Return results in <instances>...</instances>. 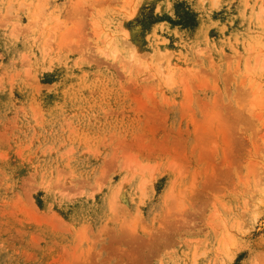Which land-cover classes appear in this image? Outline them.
Instances as JSON below:
<instances>
[{
	"label": "rangeland",
	"instance_id": "rangeland-1",
	"mask_svg": "<svg viewBox=\"0 0 264 264\" xmlns=\"http://www.w3.org/2000/svg\"><path fill=\"white\" fill-rule=\"evenodd\" d=\"M0 264H264V0H0Z\"/></svg>",
	"mask_w": 264,
	"mask_h": 264
}]
</instances>
